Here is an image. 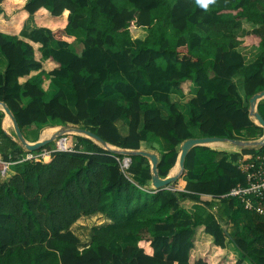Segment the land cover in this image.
<instances>
[{
  "label": "trees",
  "instance_id": "trees-1",
  "mask_svg": "<svg viewBox=\"0 0 264 264\" xmlns=\"http://www.w3.org/2000/svg\"><path fill=\"white\" fill-rule=\"evenodd\" d=\"M3 4L12 11L23 5L42 24L33 21L27 30L38 26L27 32L10 18L0 21L7 61L0 102L23 134L58 122L95 133L109 148L77 135L75 151L56 152L47 163L22 161L29 151L0 114V160L15 163L3 179L0 162V264H226L230 245L235 264H264V216L226 196L246 184L239 159L264 146H196L164 189L153 185L149 158L131 156L123 170L121 153L153 142L166 179L188 139L264 137L250 114L251 98L264 91V0H208L207 8L197 0H0V16ZM243 29L248 35L238 37ZM253 43L260 55L247 64L239 48ZM175 95L190 96L185 109ZM257 112L264 118V103ZM187 201L225 204L227 218L190 212ZM102 215L111 222L93 227L88 243L71 229L102 224Z\"/></svg>",
  "mask_w": 264,
  "mask_h": 264
},
{
  "label": "rangeland",
  "instance_id": "rangeland-1",
  "mask_svg": "<svg viewBox=\"0 0 264 264\" xmlns=\"http://www.w3.org/2000/svg\"><path fill=\"white\" fill-rule=\"evenodd\" d=\"M20 5L18 6H15V10L12 11L11 8H7L6 5L3 4V7H4V10H5V18H10V20L12 19L13 22L17 23L18 25H25L24 27V31L27 30V27L28 25H30L31 23H34L33 21L37 20L38 22V18H36V16L32 17H29L26 15V13H22L21 12V8L19 7ZM3 16V15H1ZM40 18V17H39ZM3 20L2 17H0V21ZM25 20V21H24ZM39 23V22H38ZM38 25H42V24H38ZM36 25V26H38ZM60 25H58L59 27ZM133 37L134 38H137V34L133 31ZM248 31L247 29H243L241 30L239 33H237L236 35L239 37H246L248 34ZM76 47H74L77 51L80 52L82 46L81 45H75ZM239 51L243 54V56L245 57V61L247 64H251L253 63L260 55V50L258 49V47L253 43V44H244L242 45L240 48H239ZM190 87H192L194 90H196V85L194 84H189ZM45 87H46V90H47V93H48V96L51 95L52 93V88L50 87V82H46L45 84ZM242 93L243 91L240 90ZM190 96H188L189 98ZM176 100L179 101V105L182 109H185L186 107V103H187V99L186 97H181L179 95H176L175 96ZM4 111L2 110V107H0V114H3ZM6 118L8 119V123H9V127H10V131L13 132V125H12V122L9 121V118L6 116ZM118 127L120 128L121 132L123 134H126L128 132V125H127V121L125 120H122V121H119L118 123ZM61 124H59L58 122H52L51 124H49L48 126H45L43 128L39 127V126H36V125H32L28 128H26L24 130V134L26 136V138L30 139V143H36V142H39V141H42V140H45V139H48L52 136H54L56 134V132L62 130L63 128L68 130L65 135L68 136L69 138V141H68V144L69 146L71 145H74L76 143V136L79 135L77 132L75 131H71L70 129L71 128H76V127H63V126H60ZM197 128H194V131H196ZM60 142V137H58L55 142H53L54 144V147H56V144ZM215 144H212V146H214ZM232 146V144H229V146ZM145 146H148V147H151V149H153L155 152L156 151V146L154 145H151V144H144V148ZM224 146H219V148H223ZM234 147V149H236L237 151L240 149V147H236V146H232ZM142 149V148H141ZM140 149V150H141ZM227 149V148H226ZM143 150V149H142ZM3 164V163H2ZM10 170L8 172V175L5 176L3 179H7V178H10L14 175V168L13 165L10 166ZM21 167H18V169H20ZM12 169V170H11ZM17 170V169H16ZM179 171V167L176 166L175 169L172 171V173H178ZM215 202V201H212V203ZM105 220H103L104 222L102 224H99L97 222H89L88 220L84 221L83 225L79 224L78 226V223L74 226V232L76 233V235L78 237H80L81 241H83V243H88L91 239V234H92V228L93 227H100L102 225H106L108 223V219L102 215ZM201 232V231H200ZM207 236L204 235L202 232L200 233V237L199 239L201 240H205V239H208L206 238ZM206 241V240H205ZM234 246L233 245H230L229 248H228V253H225L226 256H228V258L226 257L225 259V263L227 264V261H228V264H231L230 261H231V256L232 255H236V251L234 250ZM226 252V251H225ZM208 255L211 254L210 252H206ZM233 257V256H232ZM234 259V257H233ZM238 261V256H236V258L233 260V264H235L236 262Z\"/></svg>",
  "mask_w": 264,
  "mask_h": 264
},
{
  "label": "water",
  "instance_id": "water-1",
  "mask_svg": "<svg viewBox=\"0 0 264 264\" xmlns=\"http://www.w3.org/2000/svg\"><path fill=\"white\" fill-rule=\"evenodd\" d=\"M264 98V91L261 93H258L254 95L251 100H250V114L251 116L258 122L259 125L264 127V118L261 116L259 112L256 111V107L258 102ZM0 107H2V110L4 111L5 115L9 118V120L13 124L14 131L21 142L22 146L25 147L29 152H36L43 147H45L48 144H51L55 142V140L65 134L68 130L62 129L56 134L48 139L36 142V143H30L27 141L25 138L23 131L12 113L10 107L4 103L0 102ZM71 131L77 132L79 135L86 136L88 138L94 139L98 143H100L103 146H106L109 148L108 144L104 139L96 135L95 133L81 129V128H71ZM230 143L233 146L240 147V148H253L257 146H264V137L261 138L260 140H255V141H244V140H228V139H223V138H217V137H200V138H191L186 140L182 146H181V153L179 156V171L176 174L171 175L170 177L166 179H162L159 175L158 171V163H159V158L156 154L147 152L144 150H138V151H122V155H125L129 157V160H131V156L139 155V156H144L150 159L152 163V169H153V174H152V182L155 188L157 189H164L167 188L168 186L172 185L175 181L178 180V178L182 175L184 168H185V161L188 153L196 146H202V145H210L214 143Z\"/></svg>",
  "mask_w": 264,
  "mask_h": 264
},
{
  "label": "built area",
  "instance_id": "built-area-1",
  "mask_svg": "<svg viewBox=\"0 0 264 264\" xmlns=\"http://www.w3.org/2000/svg\"><path fill=\"white\" fill-rule=\"evenodd\" d=\"M64 142V147L60 145V142ZM69 138L63 134L60 136V142L56 144V147L52 149H44L42 151L28 152L22 161L33 162H50L53 154L56 152H72L75 151V144L69 146ZM0 162H2L0 160ZM3 169L1 175L3 177L8 175L10 166L15 163L2 162ZM132 161L129 157H125L122 161L123 170L130 168ZM238 168L246 177L245 185H237L233 188L227 197L236 198L241 201L244 207L253 213L264 216V153L256 154L251 160H244L240 158L237 162ZM172 191H177L176 188H171Z\"/></svg>",
  "mask_w": 264,
  "mask_h": 264
},
{
  "label": "crops",
  "instance_id": "crops-1",
  "mask_svg": "<svg viewBox=\"0 0 264 264\" xmlns=\"http://www.w3.org/2000/svg\"><path fill=\"white\" fill-rule=\"evenodd\" d=\"M25 4V3H24ZM23 6V5H22ZM22 6H19L20 8ZM3 18V20L1 21H4V15L3 16H0ZM6 19V18H5ZM6 22V20H5ZM37 24V23H36ZM35 24V25H36ZM41 26V25H39ZM29 27V25H28ZM36 28V26H33L31 29L27 30V32L31 31L32 29ZM259 49V48H258ZM260 50V49H259ZM245 58V57H244ZM6 66H7V61L5 58L1 57L0 56V74H2L4 72V70L6 69ZM235 81L237 82L238 86H242L243 87V83H244V80L239 77V78H236ZM240 91V90H239ZM196 92V91H195ZM241 95H243V93L240 91ZM176 96V95H175ZM181 103V102H180ZM259 103H264V98L261 99ZM257 104V105H258ZM256 111H257V107H256ZM10 121V120H9ZM11 122V121H10ZM13 125V124H12ZM4 126L5 128L7 129V131L11 132L10 131V127H9V123H8V119L5 117V123H4ZM127 134V133H126ZM26 138V137H25ZM27 141H30V139L26 138ZM144 144H151V145H154L155 144L153 142H143L142 145H141V148L144 150V151H147V152H151V153H154L153 152L154 150L151 149V147H148V146H145L144 148ZM215 145L212 146V144H210L209 146L212 147L213 149L215 150H218V151H226V152H236L237 150L234 149V147H232L231 145L229 146L230 143H214ZM219 146H224L223 148H219ZM227 148V149H226ZM141 149V150H142ZM179 167V166H178ZM174 170V169H173ZM175 174V173H173ZM184 207L189 210L190 212H202V214H204V217L207 218L208 215L210 214H215L217 216H221L223 218H227V206L225 204H221L217 201L211 203V205L209 207H205L203 204H199V203H194V202H190V201H187L184 203ZM84 218V217H83ZM111 222L110 220H108V223ZM76 225V224H75ZM71 228L73 231H74V226ZM233 227V226H232ZM233 228L229 229L230 232H232ZM83 242V241H82ZM228 250V249H227ZM235 250V249H234ZM236 251V250H235ZM237 252V251H236ZM226 253H228V251H226ZM234 257V259L236 258V256H238V253H236V255H232ZM231 256V262H233V257ZM228 258V256H226ZM239 258V257H238Z\"/></svg>",
  "mask_w": 264,
  "mask_h": 264
},
{
  "label": "clouds",
  "instance_id": "clouds-1",
  "mask_svg": "<svg viewBox=\"0 0 264 264\" xmlns=\"http://www.w3.org/2000/svg\"><path fill=\"white\" fill-rule=\"evenodd\" d=\"M197 3L200 4L201 7L207 8L208 0H197ZM3 162V161H2ZM3 177V176H2ZM4 178V177H3Z\"/></svg>",
  "mask_w": 264,
  "mask_h": 264
},
{
  "label": "bare ground",
  "instance_id": "bare-ground-1",
  "mask_svg": "<svg viewBox=\"0 0 264 264\" xmlns=\"http://www.w3.org/2000/svg\"><path fill=\"white\" fill-rule=\"evenodd\" d=\"M60 145H61L62 147H64V146H65L63 141H62V142H60Z\"/></svg>",
  "mask_w": 264,
  "mask_h": 264
}]
</instances>
